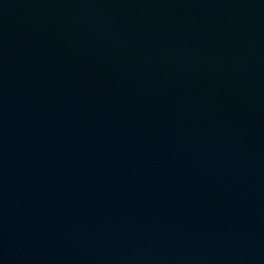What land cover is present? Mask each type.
<instances>
[{
    "label": "water",
    "instance_id": "1",
    "mask_svg": "<svg viewBox=\"0 0 264 264\" xmlns=\"http://www.w3.org/2000/svg\"><path fill=\"white\" fill-rule=\"evenodd\" d=\"M0 264H264V0H0Z\"/></svg>",
    "mask_w": 264,
    "mask_h": 264
}]
</instances>
